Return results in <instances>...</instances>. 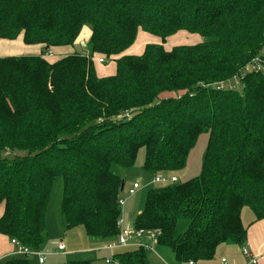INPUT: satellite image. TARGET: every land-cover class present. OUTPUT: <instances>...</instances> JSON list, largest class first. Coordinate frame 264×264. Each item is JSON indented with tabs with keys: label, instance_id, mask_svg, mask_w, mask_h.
I'll return each mask as SVG.
<instances>
[{
	"label": "trees",
	"instance_id": "obj_1",
	"mask_svg": "<svg viewBox=\"0 0 264 264\" xmlns=\"http://www.w3.org/2000/svg\"><path fill=\"white\" fill-rule=\"evenodd\" d=\"M87 25L89 41L81 43ZM141 30L162 41L178 31L202 40L171 49L148 43L142 54H126ZM21 33L25 44L43 48L0 59L1 234L39 250L62 177L66 227L113 240L126 188L116 168L135 166L143 148L146 172H173L207 131L201 174L150 188L133 227L161 230L158 244L182 264L245 242L242 209L264 219V73H244L242 93L221 82L264 51V0H0V38ZM67 46L74 51L46 58ZM95 57L112 59L115 72L99 76ZM147 252L115 256L150 264ZM3 264L31 261L14 254Z\"/></svg>",
	"mask_w": 264,
	"mask_h": 264
},
{
	"label": "rangeland",
	"instance_id": "obj_2",
	"mask_svg": "<svg viewBox=\"0 0 264 264\" xmlns=\"http://www.w3.org/2000/svg\"><path fill=\"white\" fill-rule=\"evenodd\" d=\"M83 28V40L81 43H87L89 41V26ZM149 37L150 41H158L152 43H161L164 45L166 49H171L175 45H182V44H195L202 40V37L199 34H189L184 31H178L176 34L168 37L165 41L156 35L150 34L148 32H140V37L138 39L137 36V43L142 40L144 42L145 38ZM147 39V38H146ZM135 41V42H136ZM134 42V43H135ZM133 43V44H134ZM132 44V45H133ZM131 45V46H132ZM80 50H86L87 46H77ZM55 47H53L54 49ZM51 48V50H53ZM56 49V48H55ZM55 51V50H54ZM31 52V50H29ZM143 53V52H142ZM25 54H28L26 52ZM56 54V53H55ZM140 54V53H138ZM59 55V56H58ZM263 55V51L252 58L260 57ZM61 54H57L58 58ZM95 60V69L96 66L99 65V73L100 74H107L108 71L113 68L114 61L112 59H107L105 62H99L97 57L94 58ZM252 60L248 62L245 66L240 68V71L233 75L231 78L223 80L221 82V86L225 89L233 88L237 89L241 93L244 89L243 80L240 81V78L243 77L242 75L249 71L247 68L251 66ZM258 72V71H257ZM263 72V71H259ZM97 73V70H96ZM264 73V72H263ZM208 140H209V133L207 131H203L198 135L195 145L190 150L186 165L180 169H177L173 172H169L164 174V176H175L176 181H187L191 178L199 176L203 170V161L205 158V154L207 152L208 147ZM144 159V149L142 148L139 151L137 162L135 166L130 168L124 167H117V172L121 173L125 177L126 181V188L123 192V196L125 198V203L122 205V215L121 220L123 219V226L124 227H133V222L137 214L143 209L147 192L152 187L162 186L166 183L172 182H154V175H151V172H146L143 167ZM140 178V179H139ZM140 180L141 186L139 190L135 193V195L129 196L126 192L127 188H129L135 180ZM63 195V180L62 177L56 178L53 190L50 198V202L48 205L47 210V227L44 233L43 242L39 248V251L42 252L44 255L45 264H66V262L70 260H83L89 259L91 260V264H106L105 258L111 257V253L104 250H97L96 252L88 251L89 248L97 247L98 242L94 241L90 236L86 234V231L83 226H77L73 228H67L66 224L60 220V208H61V201ZM188 220H180L177 226V233H182L187 228ZM107 240H109L107 238ZM152 244L149 240H145ZM60 243H64L66 246V251H57L58 245ZM132 248V247H130ZM133 248H136L134 246ZM14 255V254H13ZM22 255V254H21ZM148 259L151 264H164L162 261L165 259L168 264H177V260L175 255L170 247L166 245L156 244L154 245V251L150 250L147 252ZM28 256V255H26ZM30 256V257H29ZM29 259L34 260V264H39L38 257L36 255H29ZM176 261V262H175ZM0 264H3V261L0 260Z\"/></svg>",
	"mask_w": 264,
	"mask_h": 264
},
{
	"label": "crops",
	"instance_id": "obj_3",
	"mask_svg": "<svg viewBox=\"0 0 264 264\" xmlns=\"http://www.w3.org/2000/svg\"><path fill=\"white\" fill-rule=\"evenodd\" d=\"M84 28L87 29L88 27H84ZM88 30H89V35H90V29H88ZM140 32L142 33L144 31L141 30ZM140 32L138 34V39L140 37ZM146 38H145L144 42H142V40H140V42L137 43V41H136L132 46H130L128 49H126L125 53L131 54V55H140V54H142V52H144L146 44L152 43V42H158L156 40L150 41L151 39H148L149 37H146ZM83 40L85 41L84 38H83ZM77 46H80V45H77ZM42 48H43V46L41 44H31V45L25 44L23 41V33H21L17 38H15L13 40L0 38V59L3 57H7V56H21V55L39 54V53H41ZM76 49L80 50L78 47ZM29 50H31V52H29ZM51 51H52V55L51 56L48 55V56H46V58L53 60V59H55L53 57L54 56L57 57V54H61V55L69 54V53L73 52L74 49L70 46H67V47H57L56 49L54 48ZM26 52H28V54H25ZM138 53H140V54H138ZM98 67H99V65L96 66V70H97V74L99 76L111 75L115 72V69H116L115 63H114L111 71L109 70L107 74H100ZM139 179L137 181H140ZM2 211H3V206H0V216L2 214ZM241 217H242L243 224L247 227V235H246L245 242L243 244L223 243L217 249L215 257L212 260L201 262L200 264H249V258L246 257L242 253V247L244 245H247L248 248L250 249V251L252 252V254L258 259L257 264H264V219H260V220L256 221L255 220L256 219L255 214L252 211V209L249 207H244L242 209ZM60 218H61L60 220H62L64 222V219H63L61 212H60ZM47 220H48V216H47ZM122 222H123V219H122ZM90 238H92L94 241H97L98 245H99L97 247L94 246V247L88 249V251H92V252H96L97 250H102L99 248L104 243L112 240V239L107 240V239L96 238V237H90ZM16 250H17V247L13 243H11L10 237L0 233V260L3 261L6 258H8L9 256H12L13 254L19 255V254L15 253ZM123 250H125V249H120L117 251V253L121 252ZM62 251L63 252L66 251V246H65V249ZM30 255H35V254H30ZM223 258L226 259V262L222 261ZM30 261H31V259H30ZM45 261L46 260H44V262L41 263L39 261V258H38L39 264H45ZM162 261L164 264H168L165 259L163 260V258H162ZM34 262H36V261L32 260L31 264H34ZM177 264H182V263H179L177 261Z\"/></svg>",
	"mask_w": 264,
	"mask_h": 264
},
{
	"label": "built area",
	"instance_id": "obj_4",
	"mask_svg": "<svg viewBox=\"0 0 264 264\" xmlns=\"http://www.w3.org/2000/svg\"><path fill=\"white\" fill-rule=\"evenodd\" d=\"M52 55V51L49 52V56ZM98 61L104 62L103 57H97ZM249 71H263L264 72V51L263 55L260 57H255L252 60L251 66L247 67ZM154 182H175L176 177L175 176H164L163 174L155 175ZM141 186L140 181H134L133 184L127 188L126 192L129 196L134 195L138 189ZM125 203V198L122 197L120 199V204L123 205ZM122 220H120V227L121 231L119 232L118 236L110 240L106 243H104L99 249L109 251L111 253V257L105 258L106 264H121L120 260L115 256L118 250L120 249H127L130 247H145L148 251L152 250L154 251V245L158 244V237L161 234V230H146V229H134L130 227H123ZM149 240L152 244L145 241ZM11 243H13L17 250L15 253L17 254H24V255H30L35 254L38 256L39 261L41 263L44 262V254L40 252L39 250H32L28 247L20 246V243L17 239L12 238ZM65 249V244L60 243L58 245L57 251H62ZM242 253L249 258V264H257L258 259L252 254L250 249L247 245H244L242 247ZM223 262H226V259H222ZM183 264H196L194 261H189L187 263Z\"/></svg>",
	"mask_w": 264,
	"mask_h": 264
},
{
	"label": "water",
	"instance_id": "obj_5",
	"mask_svg": "<svg viewBox=\"0 0 264 264\" xmlns=\"http://www.w3.org/2000/svg\"><path fill=\"white\" fill-rule=\"evenodd\" d=\"M124 187H125V182H122L121 190H124Z\"/></svg>",
	"mask_w": 264,
	"mask_h": 264
}]
</instances>
